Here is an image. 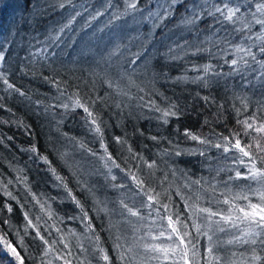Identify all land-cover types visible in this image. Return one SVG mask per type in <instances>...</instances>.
I'll list each match as a JSON object with an SVG mask.
<instances>
[{
  "label": "trees",
  "instance_id": "obj_1",
  "mask_svg": "<svg viewBox=\"0 0 264 264\" xmlns=\"http://www.w3.org/2000/svg\"><path fill=\"white\" fill-rule=\"evenodd\" d=\"M115 1L71 0V3H68L67 0H0V49L5 50L6 57L5 67L0 71L5 72L9 81L30 98L25 99L16 93L5 92L3 90L5 86L0 82V97H3L0 104L5 106L0 108V139L4 140V143L0 144V206L6 202L11 203L15 209L11 214L6 209L0 212V221H9V224L0 223V235L7 232L8 239L13 242H18L23 237L27 251L19 250L27 256L26 264H39L42 253L37 246L38 241L32 239L34 235L32 229H29L27 235L24 233L26 222L23 220L20 205L24 206L23 210L29 212L34 223L36 217L43 214L39 205L25 191L24 184L17 181V175L27 179L32 191L41 197V200L56 197L55 200H49V203L56 215L64 218L63 223L56 222L58 227L65 231L71 228L80 233L83 231V225L78 220L67 219L69 215L76 214L77 210L71 201L65 198L64 190L56 187L54 178L51 177L46 166L29 159L28 153L20 151L35 140L30 141L23 129L16 127L14 121H23L32 126L35 139L40 142L41 151L47 148L46 154L57 167V171L69 178L70 187L85 204L90 215H97L93 208L92 197L81 192L75 179L71 177V171L57 159L56 149L61 152L68 151L79 162L83 170L79 178L86 180L93 187L96 196L106 201L109 209L115 210L112 214L113 222L122 219L117 203L120 198L126 199L129 203L134 199L139 200V197L134 196L135 189L130 181H127L129 188L119 190L111 188L112 182L104 180L102 174L104 170L100 167V162L78 150L77 146L60 135L62 132H67L70 136L83 140L93 150H99V141L87 130L82 119L83 113L80 110L75 113H65L58 107L62 102H70L68 97L74 93L78 92L82 100L87 101L92 110L98 113L99 119L103 122L105 143L109 145V150L121 167L125 171L131 169L138 175H146L149 171L139 157H132L127 150L129 146L145 160H155L159 170L155 171L154 177H149V184L157 191L167 189L171 192L173 202L181 210H183V202L175 195L177 189L185 196L202 192L200 203L215 208L224 207L215 203L216 199H222L221 192H227L229 188L235 192L239 190L236 185L251 183L244 180H229V177L235 175L237 166L211 145L220 140V134L230 135L233 131L240 130V126L236 124V109H240L241 112L239 119H245L256 113V109L264 104V78L257 79L259 65L250 57H245L251 67H244L240 73L227 75L232 69L225 63L226 60L230 61L244 55L243 52H235L236 46L243 48L252 46L257 59L264 61V54L259 51L262 46L261 41L257 39L259 35L264 34V29L254 22L250 24V29L243 27L252 20L251 12L255 11V5L260 0H229L230 5H242L243 21L236 20L235 23L223 20L217 13L216 17L205 14L195 26H182L180 25L183 15L181 9L166 22L165 26L153 29L154 35L147 47L154 56L149 63L138 62L137 65H131L130 58L122 69L113 71L112 51L116 46H121L117 44L120 39L111 40L105 37L120 24L130 25L133 20V16L128 15L112 21L113 13L116 12ZM61 2L64 3L63 8L59 7ZM90 2L93 4L89 5ZM109 3L111 7L108 6ZM221 3L222 0H209L203 7L211 9L213 4ZM97 6L101 8L103 6L105 9L101 11V15L93 16ZM138 6L143 7L144 0H140ZM148 7L154 9L155 5ZM120 10H122L120 12L124 11L123 8ZM91 11L92 14L88 15ZM135 15L139 17L140 14ZM257 15L259 16V13ZM90 16L92 17L89 19ZM85 18L88 20L86 21ZM69 20H72V23L70 27L65 28L64 25ZM131 26L128 37L121 40L123 41L121 47L123 49L133 47L137 51L141 40L133 37L147 36L151 26L147 23L140 25L132 23ZM57 36L60 37L58 40L55 39ZM180 45L185 46L184 51L178 47ZM169 47L179 52L183 58L167 60L165 56ZM197 47L207 51L193 55ZM205 64L213 65V70L222 74L217 77L209 73L205 77L211 81L209 87H204L202 82H193L197 76H205L202 71V66ZM197 68L200 70L197 71ZM95 71L96 75L91 77V73ZM109 72L121 73L125 79L131 78L128 79L127 88L115 93V88L109 87V83L112 84L108 79ZM135 72H141L142 75L131 77ZM98 74L106 76H97ZM177 77L182 79L177 82ZM205 96L209 97L207 102L203 99ZM170 102L179 105L183 117L163 125L156 119L159 113L150 110V107L154 103L164 108ZM244 103L248 105L246 109ZM47 105H57V107L45 114L43 108ZM256 114L260 115V113ZM57 120L62 121L59 128L56 125ZM177 129L180 131L177 132ZM185 129L209 140L211 144L206 146L187 139L182 134ZM8 136H13L14 139L8 141ZM117 136L127 143L123 146L116 144L114 137ZM152 136L158 137L160 142L151 140ZM173 146L183 155L176 157L172 154ZM193 150H196L195 155L188 154ZM165 151L169 155H162ZM199 151H203L204 155H199ZM113 171L118 175L117 182L127 180L119 170ZM165 174L167 180L161 186ZM9 180L12 181L11 184H8ZM197 180L200 181L199 185L192 183ZM185 184L189 187H184ZM4 185L20 204H16V201L10 200L3 194ZM211 185H215V192L211 191ZM205 189L207 191H204ZM209 201L212 203L209 204ZM45 220H47L46 216L40 220L39 227L47 235ZM52 223L53 221L48 220L49 225ZM108 223V218L100 213L95 220V227L104 246L111 248L117 229L107 231ZM119 230L128 237L130 243L131 227L121 223ZM49 231L52 232L49 238H55L54 229ZM17 232L20 233L19 236L16 235ZM84 243L86 247L89 244L87 241ZM58 247L62 246L58 245ZM253 247L257 254L264 255V251H261L264 247L256 245ZM203 251L204 249L201 248V252ZM233 252L237 253V258L241 257L240 254L247 257L249 247L223 245L217 248L216 254L224 259L225 264H229L234 260L228 259L229 256L233 258ZM3 256L4 253H0V264H9ZM54 264L61 262L55 261ZM93 264H96L95 260ZM150 264H158V262L151 261Z\"/></svg>",
  "mask_w": 264,
  "mask_h": 264
},
{
  "label": "snow or ice",
  "instance_id": "obj_2",
  "mask_svg": "<svg viewBox=\"0 0 264 264\" xmlns=\"http://www.w3.org/2000/svg\"><path fill=\"white\" fill-rule=\"evenodd\" d=\"M67 2L71 3V0H67ZM208 2L209 0H144V6L140 7L138 6L140 0H124V11L114 12L112 21L132 15L133 24L147 23L151 26L147 36L143 38L139 35L133 37V39L141 40V44L139 49L132 53L129 63L131 65H137L138 62L149 63L154 56V53H150L147 47L154 35L153 29L165 26L166 22L172 19L181 9L183 10V15L180 19V25L182 26H195L203 19L205 14L210 17H216L217 13L223 20L230 23H235L236 20L243 21L241 4L230 5L229 0H222L221 4H213L211 9L203 7ZM153 4L155 5L154 9L148 7V5ZM108 6L111 7L112 5L109 3ZM59 7L63 8L64 3L61 2ZM136 13L140 14L139 17L135 15ZM258 13L259 16L257 15ZM101 14L98 13V15ZM238 14L240 15L238 16ZM251 17L252 20L245 23L243 27L250 29V24L254 22L261 25V28L264 29V0H260L255 5V11L251 12ZM217 22H220L219 19H217ZM71 23L72 20H69L64 27H70ZM189 30L191 31V27H189ZM236 30L242 31L243 29ZM62 31L63 28L61 29ZM59 38V36L55 37L57 40ZM257 39L261 41L262 45L259 51L264 54V34L259 35ZM178 47L182 51L185 50L184 45ZM202 51H207V49L197 47L192 54L196 55ZM235 52H243L244 55L225 61L232 69L227 75L240 73L244 67H251L249 61L245 59V57H250L252 61L259 65V76L257 79L264 78V61L257 59L256 54L252 51V46L247 48L236 46ZM185 55H187L186 51ZM165 58L167 60H177L183 57L175 49L169 47ZM5 60V50L0 49V69L5 67ZM199 70L197 68V71ZM202 71L205 76H197L193 82H202L204 87H209L211 83L209 79L205 78L209 73L217 77L222 75L219 72H215L211 64L203 65ZM181 79V77L176 78L177 82ZM0 82L5 86L3 89L5 92L9 94L16 93L21 98L30 99L24 91L9 81L7 74L3 71H0ZM109 87H111V83H109ZM63 94V91H61V95ZM2 99L3 97H0V100ZM203 99L207 102L209 97L205 96ZM68 100L70 102H62L58 107L62 108L65 113H75L77 110L83 113L82 119L87 130L99 141V150H93L83 140L70 136L67 132L60 134L62 138L73 143L78 150L100 162V167L104 170L102 173L104 180L105 182H112L110 184L111 188L116 190L129 188L130 185L127 181H130L131 186L135 189L134 196L139 197V200L134 199L132 203H129L126 199L120 198L117 203L119 215L122 219L113 222L112 214L115 210L109 209L107 202L100 200L96 196L93 187L86 180L79 178L83 174L79 162L68 151L61 152L56 149L57 159L71 171V177L75 179L81 192L87 193L92 197L93 208L97 215H90L85 204L74 194L73 189L70 187L69 178L57 171V167L54 166L53 161L46 154L47 148L41 151L40 142L35 139L32 126L23 121H14L13 123L16 124V127L23 129L30 141L35 140L28 147L21 148L20 151L28 153L29 159L46 166L47 171L54 178L56 187L64 190L66 193L65 198L70 200L77 210L76 214L69 215L67 219L69 221L78 220L83 225V231L80 233L71 228L65 231L58 227L56 222L63 223L64 218L57 216L49 203V200H55L56 197L52 196L41 200V197L32 191L27 179L17 175V181L24 184L25 191L39 205L40 212L43 214L42 216H37L36 223H34L29 216V212L23 210L24 206L20 205L23 220L26 222L23 229L24 233L27 235L29 229H32L34 233L32 239L38 241L37 246L42 253L39 257V264H54L55 261H60L61 264H93V260L96 261V264H150L151 261H156L158 264H225L224 259L216 254L217 248L221 243L218 233L231 232L232 230H235L232 233V238L224 243L239 246H255L257 244L264 246V104L256 109V113H260V115L253 113L245 119H239L241 112L240 109H236V124L240 126V130L233 131L230 135L220 134V140L211 145L220 150L226 158H230L233 164L237 166L235 175L229 177V180H244L251 183L243 186L236 185L239 190L235 192L231 188L227 192H221L220 196L222 199H216L215 203L224 207L215 208L206 207L200 203L202 192L201 194L193 193L185 196L177 189L175 195L180 197L183 202V210H181L173 202L171 192L167 189L157 191L156 188L149 184V177H154L155 171L159 170L155 160H145L143 156L133 152V149L129 146L128 152L132 154L133 158L139 157L149 171L146 175H138L137 172L131 169L125 171L109 150V145L105 143L103 122L99 119L98 113L92 110L87 101L82 100L78 92L70 95ZM243 106L245 109L248 107L247 103H244ZM4 107L3 104H0V108ZM54 107H57V105L44 106L43 111L47 114ZM150 110L159 113L156 119L163 125H168L171 120L175 119L178 121L183 117L182 110L174 102H170L164 108L153 103ZM61 123V120L56 121L57 128H59ZM179 131L177 129V132ZM182 134L187 139L198 144L206 146L211 144L209 140L202 138L189 129H185ZM245 137L247 139H244ZM13 139V136L7 137L8 141ZM150 139L157 143L160 142L156 136H152ZM114 140L116 144L122 146L127 143L126 140L118 136L114 137ZM3 143L4 140L0 139V144ZM173 149L172 154L176 157L183 155L175 146H173ZM188 154L195 155L196 150ZM162 155H169V153L165 151ZM199 155L203 156L204 152L199 151ZM114 169L123 173L127 180L117 182L118 175L113 171ZM22 171L23 169H21ZM173 175H175V170H173ZM166 180L167 175L165 174L164 179L161 181V186ZM11 183L12 181L9 180L8 184ZM192 183L199 185L200 181L197 180ZM3 187V194L10 200L16 201V204H20L12 192L7 190V186L4 185ZM184 187L189 186L185 184ZM210 189L215 192V185H211ZM204 191H207V189ZM165 199L167 202H165ZM211 203L212 201H209V204ZM5 209L9 214L15 210L11 203L6 202L0 206V212ZM100 213H103L108 218L107 231L111 232L113 228L117 229L111 248L104 246L101 236L95 227V220ZM44 216L47 217V220L44 221L47 226L45 229L48 233L47 235L39 227V222ZM48 220L53 221V223L49 225ZM0 223L9 224V221H0ZM121 223L131 227L132 236L130 243L128 242V237L119 230ZM49 229H54L55 238H49L52 236V232ZM16 235L19 236L20 233L17 232ZM85 241L89 242L87 247L85 246ZM58 245L62 247H58ZM201 248L204 249L203 252H201ZM19 249H23L24 252L27 251L23 237L18 242H13L8 239L7 232L0 235V253H4L3 259H7L9 264H26L27 256L23 255ZM261 251H264V248ZM236 255V252L232 253L233 257ZM240 255L241 259L239 261L232 260L229 264H264V255L257 254L255 247L252 248L250 257H244L243 254Z\"/></svg>",
  "mask_w": 264,
  "mask_h": 264
},
{
  "label": "rangeland",
  "instance_id": "obj_3",
  "mask_svg": "<svg viewBox=\"0 0 264 264\" xmlns=\"http://www.w3.org/2000/svg\"><path fill=\"white\" fill-rule=\"evenodd\" d=\"M93 2V1H92ZM92 2L89 3V5L93 4ZM108 2V0H107ZM115 11L117 12V10L120 12L122 10L120 9H124V0H116L115 1ZM105 9V7L102 6V8L100 6H97L95 7V13L92 14V11L91 12H88V15H93V16H96L98 13H101V11H103ZM114 10V8H113ZM92 16L89 17V19L91 18ZM85 20L87 21L88 18ZM132 22L129 24H120L118 27H116L114 30H112L106 37L105 39L108 37L110 38L111 40H119L120 41L117 43V44H120L121 46H123V41L121 40H125L126 37H128V33H130V29L132 28L131 26ZM105 45V44H103ZM121 46H116V48L112 51V59H111V63H112V70L113 71H117V70H120L124 67V64H127L128 63V60L130 58H132V53L136 52L135 48L133 47H129L128 49H123ZM101 47V46H100ZM88 48H90L88 46ZM122 48V49H121ZM82 50V49H81ZM96 75V71L95 72H92L91 73V77H94ZM140 75H142L141 72H135L131 75V77H139ZM97 76H106V75H102V74H98ZM127 78V77H126ZM108 79L111 80L112 84V88L114 87L115 88V93H120L122 89L124 88H127V84H128V79H131V78H128V79H125V76H122L121 73H114L112 74L111 72H109V76H108ZM129 88V87H128ZM122 96V95H121ZM124 96V95H123ZM235 232V230H232L231 232H226V233H218V236L220 238V241L221 243L219 244L218 247H221V246H227V247H233V246H238V245H228L226 243H224L225 241H227L228 239H231L232 238V233ZM256 246H259V247H264L262 245H259L257 244ZM249 247V254L247 257H250L251 254H252V248L253 246H250L248 245ZM257 252V251H256ZM231 254V253H230ZM229 254V255H230ZM231 258V259H234V260H240L241 257H231L229 256L228 259Z\"/></svg>",
  "mask_w": 264,
  "mask_h": 264
}]
</instances>
